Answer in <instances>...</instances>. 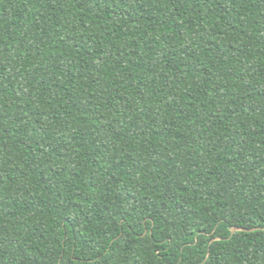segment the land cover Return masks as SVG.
Returning <instances> with one entry per match:
<instances>
[{
  "label": "trees",
  "instance_id": "obj_1",
  "mask_svg": "<svg viewBox=\"0 0 264 264\" xmlns=\"http://www.w3.org/2000/svg\"><path fill=\"white\" fill-rule=\"evenodd\" d=\"M0 264H264V0H0Z\"/></svg>",
  "mask_w": 264,
  "mask_h": 264
},
{
  "label": "water",
  "instance_id": "obj_2",
  "mask_svg": "<svg viewBox=\"0 0 264 264\" xmlns=\"http://www.w3.org/2000/svg\"><path fill=\"white\" fill-rule=\"evenodd\" d=\"M252 230H254V229H252ZM231 231H232V233H235L237 231H251V230H248V229H245V228H239V227H232Z\"/></svg>",
  "mask_w": 264,
  "mask_h": 264
}]
</instances>
